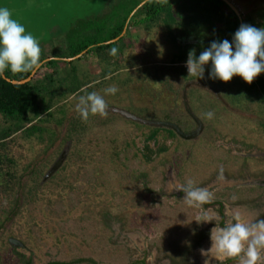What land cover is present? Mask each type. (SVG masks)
Segmentation results:
<instances>
[{"label": "rangeland", "instance_id": "1", "mask_svg": "<svg viewBox=\"0 0 264 264\" xmlns=\"http://www.w3.org/2000/svg\"><path fill=\"white\" fill-rule=\"evenodd\" d=\"M124 1L0 0V48L5 49L0 60L6 56L4 54L9 55L10 46L27 48L29 55L42 50L50 55L59 45L57 48L64 57L68 48L72 50L82 44L103 41L114 27L112 20L119 22L124 15ZM134 1L128 0L126 7ZM105 24L107 27L100 29ZM126 38L129 39L128 35L124 40ZM155 45L158 44L151 41L150 54L161 52ZM21 53L18 58L24 57ZM96 53L88 62L84 58L75 61L74 66L96 69ZM60 64L59 68H62ZM90 73L81 79L92 78ZM124 75L126 72L122 70L117 72L115 82V76L113 80L108 79L110 84L104 86L103 89L107 88L100 93L96 105L85 107L80 99L71 97L69 118L80 117L85 128L79 129L70 139L65 124L48 150L39 149L35 154L26 152L30 167L15 195L6 196L0 191V211L12 209L18 199L21 206L18 216L0 226L4 232H0V264H91V259L95 264H222L218 259L231 253L227 252L226 241H220L227 233L219 226V205L209 207L210 203L207 207L192 201L186 194L176 196L175 190L185 186L193 187L198 193L219 190L220 193L213 194L215 198L210 199L213 201L220 195L226 201L229 222L234 217H238L240 223L241 218L246 221L257 219L258 223L264 221L263 191H253L244 185L243 188H247L244 195L237 193L242 182L232 178L238 174L240 166L229 159V155L227 159L226 153L207 150L203 144L187 148L180 143L153 162L143 159L140 153L144 151L145 129L140 128L138 122L103 107H121L142 113L145 118H152L146 113H162L158 110L160 107L153 108L148 99L156 94L153 85H143L144 97L139 92L142 87L136 79L138 76L131 73V83L124 86L119 81L121 77L124 80ZM242 86L247 89L250 84ZM257 92L252 85L248 96ZM160 94L158 100L166 106L171 103L166 98H175L173 94L169 98ZM224 112L225 118L219 120H231L230 114L244 118L229 110ZM124 146L126 151H123ZM119 149L121 158L117 160L112 154ZM64 150H68L67 157L56 173L64 165L68 167L54 180L43 181L42 175L37 182L36 196L29 201L28 185L33 176L30 168L38 164L48 170ZM93 161L101 162L100 174H94ZM249 168L255 170V167ZM227 176H231L229 180L232 181H226ZM255 176L254 181L243 184L264 182L258 174ZM95 181L105 185L92 191L91 185L87 184H95ZM113 190L118 192L115 199L106 194ZM240 226L244 227V223ZM11 238L20 240L23 245L9 244Z\"/></svg>", "mask_w": 264, "mask_h": 264}, {"label": "crops", "instance_id": "2", "mask_svg": "<svg viewBox=\"0 0 264 264\" xmlns=\"http://www.w3.org/2000/svg\"><path fill=\"white\" fill-rule=\"evenodd\" d=\"M148 1L149 0H143L139 6L134 9L124 27L125 31L124 33L122 32L123 34H121L120 38L124 37L125 39L128 35L129 39L126 38V40H123L125 50L121 59V64L119 70L111 76L114 77L117 72L124 70L126 75H124L123 78L127 79L130 77L131 73H135L136 76H138L136 79L138 78L137 80H139L142 87V90L140 89L142 94H144L143 85H153V88H155L154 93L156 94L148 98L153 108L164 105L158 100L159 93L168 98L173 94L175 98H166L167 102L172 103H168L169 106H166L168 110L162 109V115H158L159 112H151V114L157 115L156 117L160 118L174 119L175 121L178 118H182L180 122L183 127L192 131L195 127L193 126L195 122L193 118H189L187 115L183 105V101L185 102V100L183 99L182 101V97L184 98L183 92L186 91L188 93V105L193 113L202 121L204 129L202 134L195 138L185 139L176 137L172 142H169L171 143V149L173 146L180 143H184L187 148L193 147V144H203L204 148L207 150H216L219 154L224 150L227 154L228 150L231 149H235L237 152H245V150H242V144L244 143L247 145V149L252 147L248 144H255V142H257V144H264V134L261 132L263 131L262 125L264 123V107L261 105L264 104V101L259 100L258 94H251V96H248L252 85L254 87L260 86L261 72L264 70V23H262L263 20L261 19L262 6L257 4V0H230L236 5L234 9L231 8V11L230 8L227 7L228 5H225L224 0L221 10L225 16L216 12L214 15L210 14L207 16L206 12L210 10L211 4L207 3L206 6L202 4L201 10L206 20H204V23L200 27L197 28L193 18L190 16L180 15L175 25L177 28L183 30V32L176 34L177 37H179V35H184L183 33L192 29L190 34H192L191 38L194 39L187 37L191 39V41L188 40L184 43L183 40H180V37V44L179 41L175 43L170 41L169 43L172 45V48H166L165 43L173 36L171 37L168 34L164 23L160 22L158 25H155V27H147L143 21L137 24H131V18ZM262 3L264 4V0H262ZM215 5L218 8L217 10H219L220 7L217 4ZM223 6H226L225 9ZM227 8L229 10H227ZM255 12L259 13V15ZM241 14L242 18H244L243 20H245L244 27L240 30L241 32L235 33L237 30V19H240ZM235 28L236 30L234 32ZM198 30H201V32L199 33ZM231 31H233L232 37H230ZM212 36L216 37L218 40L215 41V38ZM195 38L197 40H195ZM151 41L154 44H158L155 46L156 48H160L161 52L158 53V51H155L153 54H150L152 53ZM175 44L176 46H183L182 49L186 48L188 50V55L185 60L190 64L192 63L194 68L197 69V76L195 75L192 77L187 74L186 69L180 64L181 62L176 61L175 54H177L179 49L175 47ZM250 54L253 57L249 56ZM246 56L254 59L255 63L246 60ZM48 59L50 60L51 58ZM88 59L90 58L88 57ZM96 60L97 58L94 61L96 62ZM100 73L101 68L98 64V67L92 70V74H94V77L92 76V79H94L93 83L95 80H97L98 85L101 83L100 79L103 77H99ZM193 79L199 80L205 85H208V87L218 90L225 102L217 98L213 92L204 87L202 89L197 87L189 88L187 83L190 82L189 80ZM135 83L137 85L138 82ZM243 84H250V86L247 89H243ZM195 91L196 93H194ZM97 93H101V89H98ZM144 97H146L145 94ZM149 102L148 104H150ZM144 103L147 104L145 101ZM171 109H173L174 112H172ZM227 110L234 114L242 115L244 118L238 119L230 114L231 120H219L218 118H225L224 116L226 113L224 111ZM258 114L261 116L258 117ZM147 115L150 117L154 116L150 114ZM257 126H259V128H257ZM205 141H207V143ZM260 147L262 148V146ZM261 148H259L258 151H260ZM213 154L216 156L219 155L217 153ZM140 155L142 156L143 152H141ZM251 155L254 156V153ZM222 156L223 155H221V157ZM137 157H139V155H137ZM226 157L228 159V154ZM229 159L236 161V164L240 166L238 174H234L232 178V180L235 179L236 181L242 182V184L238 186L239 189H237L239 195L240 193L243 194L246 192L247 188L253 191L257 189L256 191H263L264 193V182H262L263 184H243L245 182L249 183L254 181L256 179L255 174H258V177H261L262 181H264V174L262 173L264 172V155L257 160V157L247 158L244 156L240 158V156L234 154L229 155ZM257 164L260 165V167H257ZM249 167H255V170ZM218 175L217 177L220 178ZM222 175L224 174L222 173ZM229 179L230 178L227 176L226 181H229ZM244 185L247 186L246 189L243 188Z\"/></svg>", "mask_w": 264, "mask_h": 264}, {"label": "trees", "instance_id": "3", "mask_svg": "<svg viewBox=\"0 0 264 264\" xmlns=\"http://www.w3.org/2000/svg\"><path fill=\"white\" fill-rule=\"evenodd\" d=\"M142 1L143 0H135L131 5L126 7L128 0H125L123 2L125 4L124 15L119 22L115 19L112 20L114 27L111 28L109 35L103 38V41L97 40L90 44H82L72 50L68 48V54H64L65 58L60 55L61 49L57 48L59 45L54 47L50 55L43 50L31 52L29 55V52L26 53L27 48H17L13 46L8 48L10 50L9 55L7 56V53L4 54L6 56L0 60V191L4 195H15L17 188L21 184L22 177L30 167V162H26L29 160L27 159L29 156L26 152L32 151L33 154H35L37 150H48L54 144L59 129L68 121L70 113L68 104L69 99L71 97L80 98L83 105H88L91 99L95 98V91L101 89V93H103V90L108 87L107 85L110 84L108 78H112L111 75L119 70L125 50V44H123L124 37L111 43H108V41L121 36L131 13ZM207 3L211 4L210 10L206 12L207 16L210 14L214 15L215 12L225 16L221 10V6L223 5L222 0H149L131 18V24H137L143 21L147 27H155V25L162 22L168 34L171 37L173 36L170 40L175 43L177 40L175 25L178 15L188 14V16L193 18L198 28L204 23V20H206L201 10V5L203 4L206 6ZM215 4L220 7L219 10H217L218 8ZM106 27L107 25L105 24L100 27V29ZM235 30L236 28L234 32ZM232 35L233 31H231L230 37H232ZM182 36L184 37V35ZM213 38H215V41L218 40L216 37ZM175 47L179 49L177 54L174 53L177 59L176 61L182 62L187 58L188 50L186 48L182 49L183 46H176V44ZM4 50L5 49L0 48V54L3 55ZM83 51L87 52L73 61L68 60L69 58L83 53ZM20 52L24 55L23 58H18ZM95 53L98 56L96 62H98L101 68L99 77L103 78H101V83L99 85L97 84L93 87L90 77L89 79H81V77L83 75L86 76L87 73L91 72L90 74L92 75L93 69H90L91 71L88 68L78 69L73 63L83 58L88 62V57H93ZM48 58L51 59L46 60ZM246 60L255 63L249 56H246ZM42 62H44L43 65L37 70L30 81L24 83H14L12 81L26 80ZM59 63L63 66L62 68H59ZM183 68L185 69V67ZM116 78L117 76L115 75L113 82H115ZM121 80L122 77L119 81L124 86L131 83V77ZM259 83L260 86L254 88L258 90L257 94L259 100L264 101V70L261 72ZM104 86L107 87L103 89ZM137 88L140 87H136V89ZM92 95H94L93 98ZM136 124L140 128L143 127L142 129H145V131H143V136L145 137L143 156L144 159L147 160L146 162L149 163L155 161L161 154L170 151L171 143L169 142H172L173 139L178 137L174 131L164 127ZM83 128H85V125L80 117L70 119L68 125L69 138H73L71 136L77 134L79 129ZM262 128L263 131L261 132L264 133V123ZM128 144H126L127 147H129ZM26 145L29 146L28 149L30 150L27 149ZM126 149L127 148L124 146L123 151H126ZM120 150L121 149L116 150V152L112 154L117 160L121 158ZM116 153H118L117 156ZM93 165L94 174H100V167H102L101 162H94ZM67 167L68 165L66 164L61 170ZM45 170L47 169L41 166L37 172L34 171L28 185L27 199L29 201L34 200L37 182L39 178L45 174ZM61 170L55 173L50 180H54L57 176H61ZM87 185H91L90 187L92 188L90 190L93 191L94 188L100 185L103 186L105 183L102 184L95 181V184L88 183ZM119 193L120 196H122L121 192ZM106 194H110V198L113 199L118 196L117 190L109 191ZM15 205L13 204L14 207H12L10 213L5 210L0 211V226L4 221L11 219L13 215L18 216L20 214L19 199ZM91 264H95V260L91 259Z\"/></svg>", "mask_w": 264, "mask_h": 264}, {"label": "flooded vegetation", "instance_id": "4", "mask_svg": "<svg viewBox=\"0 0 264 264\" xmlns=\"http://www.w3.org/2000/svg\"><path fill=\"white\" fill-rule=\"evenodd\" d=\"M224 1V0H222ZM225 5L227 7L230 8V10L232 11V9H234L236 7L235 3L234 2H231L230 0L228 1H224ZM257 4H260L261 7V10H262V14H261V19L263 20L262 23H264V4L262 3V0H257ZM225 6V7H226ZM224 7V6H223ZM224 7V9H225ZM232 8V9H231ZM227 10H229L227 8ZM227 10H226V13H227ZM259 12V11H258ZM256 13V12H255ZM259 15V13H256ZM179 16V15H178ZM180 16H188L187 14H181ZM240 16V15H239ZM178 18V17H177ZM244 18H242V14L240 16V19H237L238 23H237V30L235 33H238L240 30L243 29L244 27V23H245V20H243ZM175 31H176V34H178L179 32H183V30L181 28H177L175 26ZM190 32H192V29H190L189 31H186L184 34V37L183 36H179L177 37L178 40L176 41H179V38L180 40H183L184 43H185V39L190 40L191 39H194V38H191V35ZM241 32V31H240ZM187 37H190L191 39H188ZM195 40H197L195 38ZM165 41V40H164ZM167 41V40H166ZM170 41L172 40H168L165 44V47L166 48H172V45L169 43ZM186 41V42H187ZM179 44H180V41H179ZM174 48V47H173ZM248 53V52H247ZM249 56H252L251 54ZM253 57V56H252ZM255 58V57H254ZM254 60V59H253ZM184 63H187L186 60H183L180 64L184 67ZM189 63V62H188ZM191 67H192V70L193 72L191 74H189L190 76L194 77L195 75L197 76V69L194 68L193 64L191 63ZM188 74V73H187ZM92 76L94 77V74H92ZM92 83L91 85L94 87L97 85V80H95V82L93 83V80L92 79ZM101 80V79H100ZM190 82L187 83V86L189 88H192V87H197L199 89H202L203 86H208V85H205L204 83L200 82L199 80H196V79H193V80H189ZM91 86V87H92ZM97 89V88H95ZM197 91V90H196ZM196 91L194 93H196ZM184 93V97H186V100H188V93L186 91L183 92ZM95 95V96H94ZM94 95H92V98L93 96L95 97L94 99H91V101L89 102V104H95L97 102L100 101V93H97V91L94 92ZM105 96V95H104ZM80 99V98H78ZM183 99L185 100V98L182 97V101ZM80 101L82 102V100L80 99ZM96 105V104H95ZM99 105V104H98ZM183 105H184V110L186 111L187 115L189 116V118H192L191 115L187 112L186 110V105H185V102L183 101ZM87 105H85L86 107ZM163 107L158 110H162V109H166V105H162ZM93 107V106H92ZM172 112H174L173 109H171ZM135 113V112H133ZM141 113V112H140ZM161 113H163V111H161ZM137 114V113H135ZM148 114V113H146ZM139 116H144V114H137ZM157 115L155 116H151L152 118H149L147 117L148 119H152V120H170V121H173L175 123H177L183 131L189 133V132H193L195 130H197L199 128L198 124L196 123V121L194 120L195 124L193 123V126H195L193 128L192 131H189L188 129H186L185 127H183L182 123L180 121H182V118H178L176 121L173 119L171 120L170 118H160V117H156ZM70 118L68 119L67 122H69ZM264 121V119H263ZM66 124V123H65ZM203 124V123H202ZM149 126V125H148ZM153 127V126H152ZM68 129V127H67ZM204 129V124H203V127H202V130L199 134L197 135H194L195 137L196 136H199L202 134V131ZM205 133V132H204ZM264 134V133H263ZM178 136V135H177ZM179 137V136H178ZM195 137H192V138H195ZM57 138V137H56ZM56 140V139H55ZM64 140L63 139V143H64ZM68 141V140H67ZM56 144V143H55ZM241 144V143H239ZM248 144V143H247ZM248 145H251L252 147L250 149H247V145L244 143L242 144V150H245V152H237L235 151V149H231V150H228L227 154L228 155H234V154H237L238 156H242V157H247V158H259V157H262L264 155V144H257V142H255V144H248ZM262 146V148L260 147ZM261 148L260 151H258V149ZM230 149V148H229ZM224 153L225 154V151L223 150L221 152V154ZM252 153H254V156L251 155ZM41 166H39L38 164L35 166V167H32L30 169H32V174L34 173V171H38L40 169ZM48 171V170H46ZM45 171V172H46ZM32 174L30 173L29 175L32 176ZM46 174V173H45ZM44 174V175H45ZM231 176H229L230 178ZM219 180H221L219 178ZM231 181V180H229ZM217 184V183H216ZM219 184V183H218ZM263 184V183H261ZM217 188V187H216ZM228 189H231V188H228ZM179 190V191H178ZM221 191L224 190L223 187L222 189H220ZM176 192V196H179L181 195L180 197L182 196H188L189 199H191L192 201L194 202H197L201 205H204V206H210L211 207L212 205H219V208H220V221H219V226L222 227V229L224 231H226V236L223 238H220V241L223 242L226 241V247L228 249L227 252H230L231 255L228 256V257H222L218 259L219 262H221L222 264H246V262H248L249 264H264V221L261 220V222L258 223L257 219H254L252 221H246V220H242L241 218V223H244V227L243 226H240L241 223H240V219L238 217H234L233 219H231L232 221H228V218H227V213L228 211L225 212V206H226V201L223 200V198L219 196H216V199H214L213 201H211V197L212 198H215L213 196V194H216V193H220L219 190H210L209 192L206 190L204 192H197L196 189H194L193 187H190V186H185L183 189H176L175 190ZM178 191V192H177ZM206 192V193H205ZM223 192V191H222ZM212 193V194H211ZM186 194V195H185ZM202 194V195H201ZM206 194H210L209 196H207ZM222 196H224L222 193H221ZM235 195V194H233ZM237 195V194H236ZM225 197V196H224ZM213 202H218V203H213ZM213 203V204H212ZM17 204V203H16ZM16 206V205H15ZM20 206V205H19ZM21 207V206H20ZM19 207V208H20ZM17 209V208H16ZM11 208L9 210H6L8 213L11 212ZM16 215H13V218H15ZM255 218V217H254ZM9 219V220H11ZM235 220V222H234ZM250 222L249 224H245V223H248ZM6 225V224H4ZM246 226V227H245ZM243 231H242V230ZM1 234L4 233L3 232V228H1L0 230ZM1 237V236H0ZM10 242V240H9ZM22 243V242H21ZM11 244V242L9 243ZM23 245V243H22ZM17 247H20V245H15ZM24 247H25V244H24Z\"/></svg>", "mask_w": 264, "mask_h": 264}, {"label": "water", "instance_id": "5", "mask_svg": "<svg viewBox=\"0 0 264 264\" xmlns=\"http://www.w3.org/2000/svg\"><path fill=\"white\" fill-rule=\"evenodd\" d=\"M225 1H227V0H225ZM124 31H125V29H124ZM124 31H123V33H124ZM119 38L120 37H118V38H116L114 40H111L109 42L111 43L113 41L118 40ZM85 52L86 51H83V53L78 54L77 56H75L73 58H69L68 60L72 61V60H74L76 58H79ZM44 62L40 63L36 67V69L33 71L32 75L29 78H27L26 80H23V81L12 80V81L14 83H24V82L30 81L32 79V77L35 75V73L37 72V70L43 65ZM203 87L206 88L207 90L213 92L216 95L217 98H219L220 100L225 102L224 98L222 97L221 93L218 90L213 89V88L208 87V86H203ZM184 98H185V105H186L187 112L191 115V117L196 121V123L199 126V128L197 130H195L193 132H189V133L183 131L182 128L177 123H175L173 121H170V120L168 121V120H152V119H148V118L139 116V115L127 110V109H124V108H121V107H117V106H113V105L105 106V107H103V109L111 111V112H114V113H118V114H120V115H122V116H124V117H126V118H128L130 120L136 121V122H138L140 124L149 125V126H153V127H164V128L172 129L179 137H182V138H185V139H190L192 137H195L194 135H197V134H199L201 132L203 124H202V121L193 113L192 109L189 107L188 102L186 100V97H184ZM98 106L102 108L101 105H98ZM68 125H69V122H66V127ZM67 151L68 150H64L62 152V154L60 155V157L48 169V171L44 175L43 181H46L47 179L51 178L58 171V169L61 167V165L63 164V162L65 161V159L67 157ZM10 242L13 245H18V246L22 245L21 241L18 240V239H15V238H11Z\"/></svg>", "mask_w": 264, "mask_h": 264}, {"label": "built area", "instance_id": "6", "mask_svg": "<svg viewBox=\"0 0 264 264\" xmlns=\"http://www.w3.org/2000/svg\"><path fill=\"white\" fill-rule=\"evenodd\" d=\"M184 67H185V69H186V72L188 73V74H191L192 72H193V70H192V67H191V64L190 63H184Z\"/></svg>", "mask_w": 264, "mask_h": 264}]
</instances>
